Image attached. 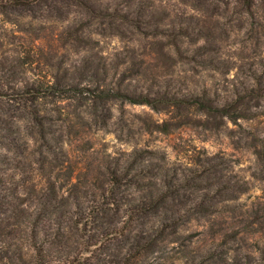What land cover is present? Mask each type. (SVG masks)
I'll return each instance as SVG.
<instances>
[{
	"label": "rangeland",
	"instance_id": "374dc122",
	"mask_svg": "<svg viewBox=\"0 0 264 264\" xmlns=\"http://www.w3.org/2000/svg\"><path fill=\"white\" fill-rule=\"evenodd\" d=\"M89 1L95 12L76 1L40 0L31 11L0 15V192L16 194V205L33 210L35 185L51 180L60 195L92 208L98 206L92 194L101 193L113 172L127 170L136 182L117 190L120 206L167 191L175 197L167 209L185 215L214 196L210 208L226 213L185 215L184 234L193 236L195 248L217 255L231 246L237 250L230 256L258 257L264 250V0L255 18L235 0ZM127 10L134 23L123 21ZM52 83L149 95L154 103L47 98L40 105L47 142H35L33 123L9 106L8 96ZM22 114L15 125L7 123ZM244 220L255 221L256 233L224 246L221 234L242 231Z\"/></svg>",
	"mask_w": 264,
	"mask_h": 264
},
{
	"label": "trees",
	"instance_id": "16d2710c",
	"mask_svg": "<svg viewBox=\"0 0 264 264\" xmlns=\"http://www.w3.org/2000/svg\"><path fill=\"white\" fill-rule=\"evenodd\" d=\"M68 1H76L86 10L96 11V6L89 0ZM235 1L241 13L249 18L256 17L259 0ZM39 3L40 0H0V15L31 11ZM131 13L130 10L124 12L121 15L123 21L134 23ZM138 15L142 17L141 12ZM132 23L129 25L132 26ZM172 35L176 38L181 33ZM174 45L176 51L181 53L179 45ZM61 87L59 83L45 86L29 84L17 91L18 96H8L9 106L24 111L33 123L35 142H47L46 132L41 129L45 125V116L40 108L41 100L47 98L77 97L94 103L112 99L132 104L154 103L149 95L134 96L110 89L93 91L81 84L68 83ZM216 109L223 112V108ZM23 117V114L15 118L10 115L6 121L15 125ZM134 179L127 170L113 172L101 193L92 194L90 201L98 203V206L92 208L82 207L76 199L72 201L60 195L55 182L51 180L49 184L42 181L35 185L33 210L16 205L19 199L16 194L1 191L0 264H264V250L260 249L258 257L249 254L242 258L238 255L230 256V250L237 249L226 246L229 240H244L238 238L241 233H256L255 221L244 220L242 231L235 228L233 234L223 232L221 235H224L223 245L226 248L221 255H217L212 248H195L196 240L192 235L184 234L181 221L185 215L190 219L195 216L209 217L219 212L225 214V211L210 208L217 202L216 197L202 198L193 211L185 215L179 210L167 209L169 198L175 199L167 191L159 194L151 191L144 199L131 202L126 207L120 206L117 190L126 183H135ZM154 218L152 226L146 227L147 221ZM135 222H139L141 227L135 226ZM28 247L32 250L31 254L26 250ZM158 251H171L175 255L163 258L155 255Z\"/></svg>",
	"mask_w": 264,
	"mask_h": 264
}]
</instances>
